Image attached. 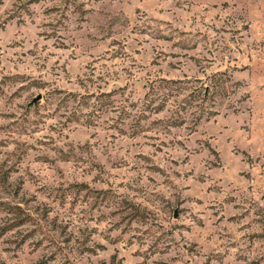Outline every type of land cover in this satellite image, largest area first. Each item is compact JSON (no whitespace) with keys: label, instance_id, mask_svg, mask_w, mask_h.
I'll return each mask as SVG.
<instances>
[{"label":"rangeland","instance_id":"374dc122","mask_svg":"<svg viewBox=\"0 0 264 264\" xmlns=\"http://www.w3.org/2000/svg\"><path fill=\"white\" fill-rule=\"evenodd\" d=\"M0 264H264V0H0Z\"/></svg>","mask_w":264,"mask_h":264}]
</instances>
